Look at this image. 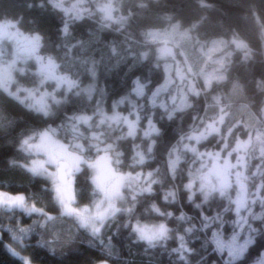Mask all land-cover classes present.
I'll return each mask as SVG.
<instances>
[{
    "label": "clouds",
    "instance_id": "obj_1",
    "mask_svg": "<svg viewBox=\"0 0 264 264\" xmlns=\"http://www.w3.org/2000/svg\"><path fill=\"white\" fill-rule=\"evenodd\" d=\"M0 264H264V0H0Z\"/></svg>",
    "mask_w": 264,
    "mask_h": 264
}]
</instances>
